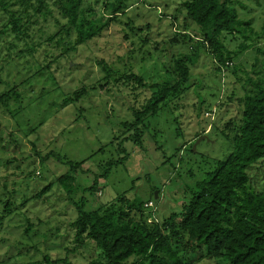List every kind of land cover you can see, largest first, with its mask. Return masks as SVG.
<instances>
[{
	"label": "rangeland",
	"instance_id": "374dc122",
	"mask_svg": "<svg viewBox=\"0 0 264 264\" xmlns=\"http://www.w3.org/2000/svg\"><path fill=\"white\" fill-rule=\"evenodd\" d=\"M180 1L184 2L81 0L78 19L92 22L96 34L78 44V33L72 30L71 37L52 49L53 62L47 74L37 79L40 82L20 85L40 66L46 68L45 48L36 54V61L31 59V68H8L0 63L3 79L8 77L26 93L24 109L17 117L0 107V136L9 147L6 151L0 147V264H53L45 261L46 256L58 264L65 260L88 264L98 258L92 244L73 252L71 223L77 219L82 198L87 201L86 211L123 209L135 220L140 215L126 210V200L152 201L154 206L146 209L144 219L153 226L152 213L160 222L182 213L197 183L231 153L230 127L240 124L241 100L251 89L248 80L255 79L264 62V0H230L240 19L254 29L253 48L239 52L242 37L223 34L224 44L236 54L222 69L199 48L197 63L188 65L191 77L186 92L162 104L158 117L145 123L141 143L124 144L128 160H122L121 135L135 133L126 132L122 124L131 122L132 108L141 109L156 90L120 76L139 75L149 86L169 81L175 77L174 62L192 56L202 38L185 18ZM100 61L114 70L109 83L103 81ZM76 93H82L77 100ZM50 153H59L66 161L86 160L77 171L74 194L58 184L68 166L53 156L43 161ZM112 160L122 162L105 179L102 175ZM252 175L263 188L264 165ZM96 179L95 192L87 191ZM47 187L45 197L32 200ZM7 203L12 210L9 214L4 212ZM180 235L172 245L187 263L227 264L207 257L199 247L187 246L188 236Z\"/></svg>",
	"mask_w": 264,
	"mask_h": 264
},
{
	"label": "trees",
	"instance_id": "16d2710c",
	"mask_svg": "<svg viewBox=\"0 0 264 264\" xmlns=\"http://www.w3.org/2000/svg\"><path fill=\"white\" fill-rule=\"evenodd\" d=\"M80 6L81 0H0L2 66L20 68L24 65L23 68H31V59L36 61V54L46 49L48 65L46 68L40 66L24 80L20 84L22 88L32 80L37 83L41 81L37 79L47 74L53 62L52 49L64 43L65 37H71L72 30L78 33V44L85 43L96 34L92 22L79 21ZM178 6L184 10L185 18L200 31L202 38L197 40V49L192 56H184L174 62L175 77L169 81L149 86L139 75L131 73L120 76L136 86L156 90L141 109L132 108L133 120L122 124L126 132L135 131L131 136H124L125 132L121 135L120 152L125 155L122 157L124 161L128 160L124 144L141 143V136L147 129L145 123L158 117L160 106L175 95L186 92L185 85L191 77L188 65L197 63L199 48L205 49L222 69L236 54L224 44L223 34L242 37L244 42L239 52L254 46V29L251 23L240 19L232 1L184 0ZM147 40L144 39V43ZM74 49L75 46L72 47ZM98 65L105 74L103 81L109 83L114 70L106 61H100ZM0 72H4L3 67ZM255 75V79L248 80L251 89L241 100L240 124L230 127L231 135L227 136L232 145L231 153L217 162L215 169L197 183L182 213L174 214L164 222H160L152 213L151 217L155 220L150 223L153 226H149V219H144L147 203L143 200H126V210L135 213V216L140 215V219L135 220L126 215L123 209L115 211L99 207L86 211L87 201L82 198L77 204V219L71 223L75 243L73 252L92 244V252L98 251V258L88 264H189L172 245V241H179L182 238L180 233L184 232L188 236L187 246L192 249L199 247L209 258L222 259L227 264H264V187H259L258 180L252 175L258 166L264 165V62ZM20 85L8 77L3 79L0 73V107L13 118L24 109L26 93L20 89ZM81 95L76 93L75 100ZM71 100L67 99L66 102ZM4 140L0 136V147L6 151L9 147ZM113 141L116 142V139ZM9 143L8 146H11ZM12 143L17 146L16 140ZM49 156L68 166L67 173L58 179V184L69 195L74 194L73 186L79 183L77 171L86 160L66 161L59 153H50L43 161ZM121 162H107L102 177L107 179L113 167ZM97 183L98 179L92 189L86 190L94 193ZM49 189L47 187L32 200L36 202L42 199ZM9 203L4 206V212L8 214L12 211ZM178 218H181L179 223ZM45 261L58 264V261H50L47 256ZM64 262L69 264L66 260Z\"/></svg>",
	"mask_w": 264,
	"mask_h": 264
},
{
	"label": "built area",
	"instance_id": "2783aa9c",
	"mask_svg": "<svg viewBox=\"0 0 264 264\" xmlns=\"http://www.w3.org/2000/svg\"><path fill=\"white\" fill-rule=\"evenodd\" d=\"M154 206L153 202H149L145 205L146 208H152Z\"/></svg>",
	"mask_w": 264,
	"mask_h": 264
},
{
	"label": "water",
	"instance_id": "95a60500",
	"mask_svg": "<svg viewBox=\"0 0 264 264\" xmlns=\"http://www.w3.org/2000/svg\"><path fill=\"white\" fill-rule=\"evenodd\" d=\"M156 199H157V194H156Z\"/></svg>",
	"mask_w": 264,
	"mask_h": 264
}]
</instances>
